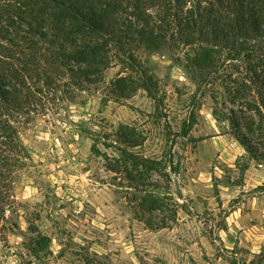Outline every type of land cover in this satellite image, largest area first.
Wrapping results in <instances>:
<instances>
[{
    "label": "rangeland",
    "instance_id": "374dc122",
    "mask_svg": "<svg viewBox=\"0 0 264 264\" xmlns=\"http://www.w3.org/2000/svg\"><path fill=\"white\" fill-rule=\"evenodd\" d=\"M138 56L152 91L137 74L135 91L111 96L106 87L129 75L117 63L103 84L22 130L31 160L14 177L0 264H264V159L235 136L229 118L242 114L229 77L195 80L184 52ZM126 152L165 167L145 178L178 206L171 229L144 225L146 194L106 169Z\"/></svg>",
    "mask_w": 264,
    "mask_h": 264
},
{
    "label": "trees",
    "instance_id": "16d2710c",
    "mask_svg": "<svg viewBox=\"0 0 264 264\" xmlns=\"http://www.w3.org/2000/svg\"><path fill=\"white\" fill-rule=\"evenodd\" d=\"M141 50L184 52L202 83L225 73L230 103L242 114L233 110L229 118L235 136L264 159L243 133L264 150V0H0V237L16 172L31 160L21 139L24 127L103 84L117 63L129 75L106 87L111 96L135 91L137 74L152 91L140 67ZM123 138L137 143L128 134ZM113 160L106 169L146 194L138 204L144 225L161 231L177 224L178 206L160 198L158 181L145 178L161 175L162 163L128 152ZM154 212L160 217L153 219Z\"/></svg>",
    "mask_w": 264,
    "mask_h": 264
}]
</instances>
